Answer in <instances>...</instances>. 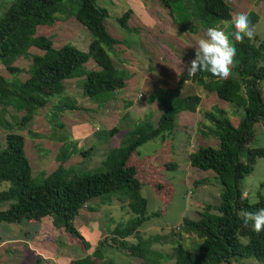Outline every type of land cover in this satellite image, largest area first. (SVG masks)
I'll return each mask as SVG.
<instances>
[{
	"label": "trees",
	"instance_id": "obj_1",
	"mask_svg": "<svg viewBox=\"0 0 264 264\" xmlns=\"http://www.w3.org/2000/svg\"><path fill=\"white\" fill-rule=\"evenodd\" d=\"M95 1H11L0 16V65L10 76L6 80L0 75V115H4L8 107L17 113L22 112L18 125L24 127L52 97L63 94L64 81L69 79L82 78L81 92L90 100L124 87L128 73L116 68L109 55L118 42L106 31L104 20L108 16L107 11L98 7ZM159 1L171 10V0ZM185 3L198 24L205 29L231 18V10L225 0H187ZM247 13L254 25L258 14L252 10ZM70 15L92 37L86 52L70 44L55 49L47 35L62 22L64 16ZM129 15L130 11L126 10L116 18L119 26L127 31H131L127 26ZM224 27L232 31L230 26ZM233 44L237 49V64L227 80L217 79L205 72H198L190 79L184 71L179 76V84L188 79L202 90L213 92L218 100L233 109L230 116H235L233 112L240 110L242 115L235 126L226 111L216 106L201 114L202 123L208 122L212 128L210 136L217 141V146H198L187 155V161L194 169L212 173V178L219 185L218 202L204 204L195 220L183 219L180 231L194 236L197 241L194 250L176 241L173 264H231L238 259H254L264 264V231L257 234L250 225L244 227L239 216L240 211L255 212L264 208L261 196L256 202L249 203L240 187L256 160L264 158V147H248L254 137L255 126L264 121V101L260 89L264 80V31L261 39L245 38L243 43L233 39ZM30 48L39 50L41 54H29ZM17 58H29L30 61L25 70L27 78L23 81L16 77L22 70L13 66ZM88 60L93 61L97 70H85L84 64ZM147 101L154 102L153 97L149 96ZM199 104L200 98L194 95L160 101L161 113L155 124L144 117L132 125L126 132V139L105 154L99 170L81 176L71 175V168L64 166L75 153L74 146L58 139L61 144L55 155L58 164L50 174L42 173L40 183L31 177L23 136L7 132L3 136L4 146L0 149V183L7 184V188L0 191V204L6 203L7 207L0 211V223L37 224L42 218L49 217L58 234L67 241L72 239V244L79 245L84 252L88 244L77 232L73 219L90 200L107 197L110 201L115 198L120 205L126 206L132 218L113 227L110 244L103 239L90 255L70 260L67 264H95L99 249L105 245L139 259V264H160L158 259L151 257L153 252L143 249L145 243L149 245L159 236L154 235L144 241L138 234L141 224L148 219L145 217L146 201L140 189L142 186L150 187L167 206L173 189H170L164 174L174 171L176 164L158 163L160 160L156 156L142 158L137 148L151 140H158L161 144L171 140L178 113L193 114ZM52 110L63 113L79 110V107L75 101L67 104L57 102ZM117 131L113 128L107 136ZM30 134L28 129L27 135L31 139L42 138L37 133ZM90 150L92 148L89 152L79 150L78 153L89 155ZM206 181L204 178L201 182ZM163 210L164 207L162 213ZM129 237L135 242H129ZM240 238L246 239V242H240ZM31 264H42V259L36 258Z\"/></svg>",
	"mask_w": 264,
	"mask_h": 264
},
{
	"label": "rangeland",
	"instance_id": "obj_2",
	"mask_svg": "<svg viewBox=\"0 0 264 264\" xmlns=\"http://www.w3.org/2000/svg\"><path fill=\"white\" fill-rule=\"evenodd\" d=\"M12 0H0V16L8 8ZM132 0H96L95 4L98 7L104 8L108 16L104 20L106 31L109 35L115 38L125 48L129 47L130 52H139L142 43L139 42L138 32L135 29L127 31L122 29L116 22V18L130 8ZM135 1V0H134ZM149 6V12L154 20L156 26L162 29H169L173 25V31L168 30L166 40L171 38V47H167L164 42L157 39L156 32H159L155 27L142 28L144 32H148V38L143 35L152 50L158 52L156 45L161 46L162 56L167 57L168 51L175 50L173 43L178 44L177 40H184L186 34L194 36V40H199L205 36L206 30L202 28L199 22L191 14V9L186 6L187 0H171V10L166 8L159 0H141ZM232 1V0H230ZM231 10V16L239 12H248L252 10L258 14L256 21L255 37L261 39L264 31V0H233V5L228 0H225ZM167 19L168 21H166ZM171 19V20H170ZM172 23V25L170 24ZM155 23V22H154ZM192 26V27H191ZM169 27V28H168ZM192 30V32H190ZM173 34L170 36V34ZM52 41L53 48L57 49L64 44H70L81 52H86L87 46L92 40L90 33L81 26L71 15L63 17L62 22L52 31L47 32ZM175 39H173L174 37ZM177 39V40H176ZM132 41V42H131ZM155 44V45H154ZM170 45V43H169ZM117 48V47H115ZM164 48H166L164 50ZM164 50V51H163ZM168 50V51H166ZM29 54H41L35 48L28 49ZM113 65L118 68L119 62H116L115 57H120L121 54L115 55L110 51L109 53ZM159 55V54H158ZM161 55V54H160ZM171 55V53H170ZM141 57V53H139ZM187 55H185L186 58ZM142 63L147 62L146 58L142 56ZM29 58H17L13 66L21 69L22 71L17 74V79L23 81L27 78L25 70L29 66ZM117 63V65H116ZM94 64L92 60L84 64L85 70H94L91 67ZM169 65L166 64L165 67ZM171 70L164 71L160 79L162 80V88L150 91H140L137 99L141 104L142 110H145V118L153 124L156 123L158 116L161 113L159 107L160 101L165 98L174 100L186 95L199 96L200 104L198 106V115L195 118L202 120L201 114L210 111L212 106L226 111L230 116L233 109L223 101L216 98L213 92H206L198 87L191 80L180 87L177 85L178 73L180 69L175 64H170ZM176 76H173V75ZM0 75L6 80L10 76L6 70L0 65ZM76 85L71 86L66 83L64 94L58 97H52L49 103L40 109L33 119L24 127L19 126L18 122L22 116V112L17 113L11 107L6 108V113L0 115V149L4 146L3 136L11 131L17 133L24 138V153L29 162L31 169V177L36 183H40L42 173L44 175L50 174L57 166L55 155L57 152L58 142L56 137L63 139L72 144L75 153L64 163L65 167L71 168V175L81 176L88 173H93L99 170L101 161L105 154L111 149V142L114 146H119L123 140L126 139L127 134L124 130L130 128L131 125L128 121L131 115L123 114L124 119L117 118V114L110 116L107 119L109 126L116 124L117 133L107 136L108 130L106 125L101 121L99 116H95L107 99H115L116 96L121 94V91L104 93L102 96L95 100H90L82 95L80 89V81ZM160 80V81H161ZM72 84V83H71ZM262 98L264 101V80L260 83ZM69 90V91H68ZM66 92V93H65ZM149 93L148 95H146ZM152 96L153 101L148 103V97ZM76 101L84 108H80L76 113L62 114L54 113L52 110L53 105L57 102L64 104ZM147 102V103H146ZM151 104V106H149ZM120 104L117 107L120 108ZM76 111V110H75ZM139 113V109L135 111ZM95 113V114H94ZM150 113V116H149ZM236 116H230L233 124L236 126L238 118L242 115V111L233 112ZM73 114V115H72ZM99 114V113H98ZM188 114V113H187ZM120 116V115H119ZM129 116V117H128ZM181 113H178L174 123V128L171 140H167L161 144L158 140H151L137 148L140 157L156 156L160 160L158 163L168 164L173 162L176 164L174 171L166 172L164 176L170 183V189H173L171 200L167 206H164L162 200L156 197L153 190L148 186H142L140 189L141 196L146 201L145 217L146 219L138 230L139 237L147 241L150 237L158 235L157 241L144 244L146 249L154 254V257L160 261V264H173V248L178 241L183 247L195 249V237L188 234H183L180 231V226L184 218L195 220L199 217V212L204 204H215L218 202L219 185L212 178L211 172H203L189 166L187 155L193 152L197 146H210L216 147L217 141L210 136V127L208 122L200 123L196 126L195 120L185 119L181 121ZM73 119L76 121L74 123ZM116 122H115V121ZM197 122V124L199 123ZM187 123L188 131L182 127ZM203 125L205 128H203ZM199 131H198V129ZM28 129L32 133H37L41 139H31L27 135ZM197 129V131H194ZM255 134L251 142L248 144L249 148L264 147V121L259 122L255 128ZM128 131V130H127ZM75 133V134H74ZM30 134V136H31ZM204 135V136H203ZM206 136V137H205ZM111 138V139H110ZM52 139V140H50ZM110 139V140H109ZM66 142V143H67ZM168 144H170L168 146ZM78 146V147H77ZM89 155H79V150L87 151ZM157 164V163H156ZM206 178V182H201ZM264 158H259L253 165L252 171L248 176H245L240 187L243 195L247 197L249 203L256 202L261 196L264 199ZM7 188L6 183H0V191ZM117 199L111 198L110 201L107 197L92 199L82 209L78 211L77 216L73 219V225L79 235L88 244V249L84 252L81 251L79 245L72 244V239L67 241L62 238L57 230L51 227L50 218L45 217V227L37 224H7L0 223V264H31L36 257L33 247H39L42 254V264H64L67 260H78L83 258L86 254L92 252L97 243L101 240H106L108 244L111 243V230L113 227L120 223L125 224L132 218L129 210L125 205H120ZM104 201V202H99ZM109 201V202H108ZM109 203V204H107ZM7 204H0V211L5 210ZM164 207L163 213L161 212ZM156 214V216H155ZM129 242H135L133 238L127 239ZM240 242L245 243L246 239L240 238ZM149 248V249H148ZM100 253L95 260V264H139L140 260L137 258L126 256L119 249L103 246L99 249ZM149 255V258H151ZM237 262L231 264H263L255 261L254 259H238Z\"/></svg>",
	"mask_w": 264,
	"mask_h": 264
},
{
	"label": "crops",
	"instance_id": "obj_3",
	"mask_svg": "<svg viewBox=\"0 0 264 264\" xmlns=\"http://www.w3.org/2000/svg\"><path fill=\"white\" fill-rule=\"evenodd\" d=\"M228 1L231 2L233 5V0L232 1L228 0ZM130 4H131L130 8L128 9L130 11V15H129L128 20H127V26L129 28L135 29L138 32V34H139L138 39H139V42L142 43V47L139 48L140 49L139 52H136V51L130 52L129 47L125 48L124 46H122L120 44V41L119 42L117 41L118 44L114 46L113 53L115 55H117L118 53L121 54L120 57H115L116 62L117 61L119 62L118 68L126 70V72L128 73V77L125 80L124 87L119 90V91H121V94L116 96L115 99H112V98L107 99L106 102L104 103V105L102 106L101 110L98 111V108H99L98 107L97 111H96L97 113L96 114L94 113L95 116H99L101 121L106 125V130H108V131H110L113 128H116L115 127L116 124L109 126L107 123V119L110 118V116H113V115L118 113L117 118H119L120 120L121 119L123 120L125 117V115L123 114L124 110L126 113H129L131 115V117L128 116L129 117L128 121L131 122L130 125L133 122L138 123L139 121L143 120L147 110L146 109H145L146 111L142 110L141 104L137 99L138 95L141 94L140 91H150L149 93H151L157 89L161 90L162 86H164V85L161 84L162 80L160 79V76L164 71L168 72L171 70L170 64L176 63V67L178 69H180V71L178 73V76H180L182 74V72L184 71L185 67H187L189 65V62L192 59H194L195 47L197 46V42H198V40H194V36H192V35L188 36V34H186V35H184L185 39L183 41L180 39L179 40L176 39L178 41V44L173 43L176 51H174L173 49L170 50V52L168 50H166V51H168L169 55L167 57L162 56L163 53L161 51L162 50L161 46H158L159 44L156 45L158 52H155V50H152L153 48L151 47V45L147 41V39H149L148 38V32H144L141 30L142 28H145V29L150 28V26H153V25L156 26L157 21L153 19L151 12H149V9H148L149 6H147L146 3H144L141 0H135V1L132 0L130 2ZM165 20L168 21L167 19H165ZM170 24L172 25L171 22H170ZM155 28L159 31V32L155 33L157 35V39H159L160 41L162 40L167 47H171V41H172L171 38H169L168 40H166V38L169 35L168 30L171 29L173 31V25L170 28L168 27L169 28L168 30L166 28L162 29L161 27H158V26H156ZM190 32H192V30ZM172 34H173V32L170 34V36ZM143 35H145V37L147 39ZM173 37H174V35H173ZM173 39H175V37ZM169 43H170V45H169ZM115 47H117V48H115ZM165 49L166 48H164V50ZM139 53H141V57L139 56ZM170 53H171V55H170ZM185 55H187L186 58H185ZM142 56H144V58H146L147 62L142 63V61H141ZM88 61L86 63H88ZM166 64H168L169 66L165 67ZM91 65H92L91 67H93L94 70H97V67L95 66V64H91ZM116 65H117V63H116ZM173 76H176V75H173ZM79 79H81V78H79ZM79 79L76 78V79L65 80L64 81V87H66V83L67 84L69 83L71 86L76 85L77 81ZM188 82L189 81L184 80L181 82V84H179V77H178L177 85L179 84V86L181 87L183 85V83L186 84ZM64 91H65V89H64ZM138 92L140 94H138ZM149 93H147L146 95H148ZM75 103H76V106H79L80 108L81 107L84 108L80 104V102L77 103L75 101ZM118 104L121 105L120 110L117 107ZM151 104L149 106H151ZM136 109H139L138 114L135 112ZM78 111L79 110L64 111L62 114L76 113ZM197 111H198V109H196L195 113H193V114L182 113L181 114L182 115L181 121L183 122L185 119L186 120L192 119V120L196 121L195 127L200 126V123L203 122V120H201V118H200V122H199L198 118L197 119L195 118V116L198 115ZM74 122H76V121L73 119L72 123H74ZM197 122H199V123L197 124ZM186 126H187V123L182 127L185 131L188 129V127H186ZM201 126H203V125H201ZM129 129L130 128H128L124 131L127 132V130H129ZM197 129H194V131H197ZM198 131H199V129H198ZM56 138H57L56 142H58V139L60 137H56ZM112 143L113 142H111V148L117 147V146L113 145L114 143L113 144ZM60 145L61 144L58 142L57 150L60 147ZM43 219L44 218H42L38 222L41 227L46 226V224H45L46 220H43ZM49 223L52 227L51 219H50ZM33 250L36 253V254H34V255H36V257L39 256V257L43 258L42 254L40 253L39 247H33ZM90 254H91V252L86 254L84 257H86ZM69 261H70V259L65 261L64 264H67Z\"/></svg>",
	"mask_w": 264,
	"mask_h": 264
},
{
	"label": "clouds",
	"instance_id": "obj_4",
	"mask_svg": "<svg viewBox=\"0 0 264 264\" xmlns=\"http://www.w3.org/2000/svg\"><path fill=\"white\" fill-rule=\"evenodd\" d=\"M224 25L230 26L232 31H227ZM255 35V25L248 13L233 14L230 20L220 21L218 25L206 30L205 36L197 42L195 57L189 62L186 71L193 76L198 72H205L217 79L227 80L237 64V49L233 39L237 43H243L245 38L252 40ZM239 216L244 227L250 225L257 234L264 231V208L255 212L240 211Z\"/></svg>",
	"mask_w": 264,
	"mask_h": 264
},
{
	"label": "built area",
	"instance_id": "obj_5",
	"mask_svg": "<svg viewBox=\"0 0 264 264\" xmlns=\"http://www.w3.org/2000/svg\"><path fill=\"white\" fill-rule=\"evenodd\" d=\"M187 67H185L184 72L187 75L188 79H190L193 75H189V73L186 71ZM140 96V95H139Z\"/></svg>",
	"mask_w": 264,
	"mask_h": 264
}]
</instances>
